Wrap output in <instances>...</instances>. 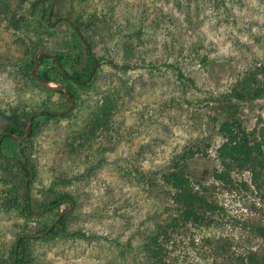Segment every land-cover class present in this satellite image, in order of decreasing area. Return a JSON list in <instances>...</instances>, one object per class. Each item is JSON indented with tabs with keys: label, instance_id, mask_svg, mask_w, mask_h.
Wrapping results in <instances>:
<instances>
[{
	"label": "rangeland",
	"instance_id": "obj_1",
	"mask_svg": "<svg viewBox=\"0 0 264 264\" xmlns=\"http://www.w3.org/2000/svg\"><path fill=\"white\" fill-rule=\"evenodd\" d=\"M56 1L49 24L40 15L51 0H0V136L15 118L63 109L61 94L29 79L32 65L23 70L28 51L31 57L45 51L72 60L81 54L71 25L79 19L96 59L94 81L73 86L78 95L68 112L33 117L36 133L22 142L0 137V202L7 189L19 198L24 193L26 178L8 162L27 158L32 165L25 190L29 215L0 208V256L17 236L38 234L66 210V201L48 204L63 193L73 200L65 233L29 237L25 264H146L139 247L169 200L157 175V186L144 176L206 144L208 158L196 154L182 167L220 210L213 225L170 234L162 243L165 259L233 264L234 256L264 247L253 230L264 224V191L255 187L247 168L229 170L230 185L211 179L207 167L220 169L212 156L220 141L218 122L227 110L237 109L248 128L264 119V98L227 97L243 75L264 66V0H58L54 7ZM34 45L39 49L33 51ZM52 62L48 57L35 73ZM59 64L70 71L66 61ZM256 78L263 84L260 75ZM105 98L114 105L109 130L71 153V137Z\"/></svg>",
	"mask_w": 264,
	"mask_h": 264
},
{
	"label": "trees",
	"instance_id": "obj_2",
	"mask_svg": "<svg viewBox=\"0 0 264 264\" xmlns=\"http://www.w3.org/2000/svg\"><path fill=\"white\" fill-rule=\"evenodd\" d=\"M54 7H58V0L56 1ZM48 8L49 4L40 15V17H43L44 19L46 18L45 21H47ZM51 15H53L52 11ZM71 25L73 30L75 27L79 30V32L81 31L82 26L79 19H73ZM82 37L91 49V40L85 38L84 36ZM80 46L81 48L79 52L81 54H76L72 60H70L68 56L61 53L55 54L58 62L60 60H64L69 63L70 71H66L61 66V68L65 71L63 73L59 71L54 62H52V67L48 69L43 68L39 75L48 81H55L64 85L67 88L68 97L72 100L78 95L73 86L87 87L90 82L94 81L93 76H91L87 82H84L93 68V62L82 41H80ZM38 49V45L33 46V51ZM28 53L30 54L29 51L27 54ZM29 54L27 56V60L24 61L22 66L23 70L26 72L29 70V67L33 65V57L29 56ZM47 58L48 57L46 56H39V65H42L44 60ZM111 65L115 66L112 63ZM51 69L53 71L52 74H50ZM27 75L30 80H34L30 74L27 73ZM258 75H260L264 84L263 65H258L252 72H248L235 82L234 86L231 87L230 91L227 93V97L239 101H254L264 98V85H260L259 80L256 78ZM179 76H181L180 73ZM37 82L40 87L47 92L61 94V101L59 102V105L63 107L60 112V114H63L65 109L68 107V104L63 99L62 91L47 89L43 87L39 80H37ZM113 108L114 105L112 100L105 98L100 101V104L97 105L89 120L82 127L81 132L72 136L70 142L67 144L71 153L75 152L77 148L83 146V143L87 144L86 146L89 147L92 139L97 133L109 130ZM55 110V107L51 109L53 112H55ZM56 113L58 112L53 114H42L50 118H55L57 116ZM31 115V113L26 114L23 119L15 118L3 129V132L8 131L16 136L21 135L26 127L29 116ZM35 133L36 124L32 119L30 130L26 137L32 138ZM217 134L220 137V141L214 146V155L212 156V159L213 161L218 160L220 169L217 170L213 166H207L210 167L208 168V171L211 173V179L222 183H229L231 185L232 180L229 175V170L232 171L234 168H247L250 172L252 180L255 183V187L264 191V152L262 150V146H264V119L260 118L259 121L255 122L253 127L248 128L244 116L239 113L237 109L227 110L222 116V119L218 122ZM4 137L10 138L7 135H4ZM77 138H79L81 142L74 144L73 140H76ZM14 142H22V140H16ZM207 147L208 144L205 145L204 149L199 147L188 148L181 154V156L174 160L172 166L169 168L158 170L144 176L146 181L151 186H157L158 176V180H160L162 188L167 190L169 200V203L163 207L158 217L154 219L151 229H148V233L145 234L139 247L141 260L146 262V264H176L173 261L166 260L163 253L164 246L162 243L167 241L170 234H178L182 230L188 228L187 226L208 227L215 223L216 220L214 218V214L220 210L219 206L208 200L202 191L196 188V185H201L200 182H191L187 175L188 173L184 170V167H182L186 160L193 158L196 154H200L202 158H208L209 154L206 151ZM11 160L8 163L18 167L22 172V177L26 178L28 176L26 168L13 161V159ZM19 161H22L24 164L32 168V165L29 164L27 158ZM239 184L241 185L244 183L240 181ZM22 188L24 191V193H22V198L13 194L16 190H12V188L5 190L0 202V208L4 211L12 208L19 211L23 215H29L31 206L30 204L28 205L27 194L25 193L24 187ZM64 197H68V195L63 193L57 194L48 202V204L53 206ZM59 214L60 212L57 216ZM69 214L70 211L64 212L49 229V231L44 236L39 238H51L63 235L65 233L66 222L69 219ZM49 225L44 227L39 233L44 232ZM253 230L255 234L261 238L264 244V224L255 226ZM18 237L19 236H17L14 242L10 245L7 251L8 254H6V256L3 255L4 257L0 256V264H25L24 258L26 256V246L30 238L21 237L18 239ZM16 243L17 247L15 250ZM220 249L222 248L220 247ZM229 262H232L233 264H264V247L258 251H249L245 255L234 256L233 260H230Z\"/></svg>",
	"mask_w": 264,
	"mask_h": 264
},
{
	"label": "water",
	"instance_id": "obj_3",
	"mask_svg": "<svg viewBox=\"0 0 264 264\" xmlns=\"http://www.w3.org/2000/svg\"><path fill=\"white\" fill-rule=\"evenodd\" d=\"M54 1L55 0H51V3L49 5V8H48V12H47V20L49 22V18H50V15H51V11H52V8H53V4H54ZM61 18H57V20H60ZM67 21H69V19L66 18ZM49 24H52L51 22H49ZM74 30L75 32L77 33V35L80 37L81 41L83 42V44L85 45V48L87 50V53L88 55L90 56L92 62H93V68L90 72V74L88 75V77L84 80V82H87L92 74L94 73L95 69H96V61L94 59V57L92 56L91 54V51H90V48H89V45L86 43L85 39L82 37L81 33L79 32V30L77 28L74 27ZM46 56V57H50L54 60V63H55V66L57 67V69L61 72H65L59 62H58V59L56 58L55 55L53 54H50L48 52H45V51H37L33 54V65H32V68L30 69V75L34 78V79H37L41 82V84L47 88V89H51V90H58V91H62V96H63V99L64 101L68 104V107L66 108V110L63 112V113H66L70 110V108L72 107L73 105V101L72 99H70L68 97V92H67V88L62 85V84H51L50 81L46 80L44 77H41L39 76L38 74L35 73L38 65H39V62H38V57L39 56ZM42 113H49V114H53L55 112L51 111V110H48V109H40L38 110L37 112L33 113L31 116H29L28 120H27V124H26V127L23 131V133L21 135H13L11 132H8V131H4L2 132L1 136L0 137H3L4 135H7L9 136L12 140H19V139H22L24 137L27 136L29 130H30V126H31V121L33 119V117H36ZM13 161L19 163L21 166H23L24 168H26V170L28 171V176L26 177L25 179V182H24V187H25V190L27 192V183H28V179L31 177V168L29 166H27L26 164H24L22 161H19L17 159H13ZM27 194V193H26ZM63 201H67L69 202V206L66 208V210H69L72 206H73V200L70 198V197H65L63 199H60L59 202H63ZM66 210H63L60 212V214L53 220V222L48 226V228L42 232V233H38V234H22V235H19L18 239L21 238V237H42L44 236L48 231L49 229L55 224V222L58 220V218L66 211ZM40 213V212H39ZM37 214V213H35ZM16 247H17V243L15 244V250H16ZM14 257H15V253H14Z\"/></svg>",
	"mask_w": 264,
	"mask_h": 264
},
{
	"label": "flooded vegetation",
	"instance_id": "obj_4",
	"mask_svg": "<svg viewBox=\"0 0 264 264\" xmlns=\"http://www.w3.org/2000/svg\"><path fill=\"white\" fill-rule=\"evenodd\" d=\"M50 58V57H49ZM54 61V60H53ZM55 64V63H54ZM57 68V67H56ZM49 110V109H48ZM66 110V109H65ZM56 114H60V113H56ZM67 202V201H66ZM69 203V202H68ZM28 205H29V203H28Z\"/></svg>",
	"mask_w": 264,
	"mask_h": 264
}]
</instances>
